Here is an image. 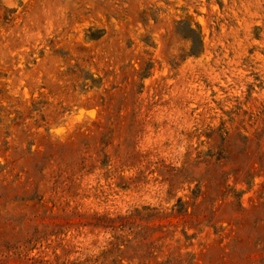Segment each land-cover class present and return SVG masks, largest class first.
I'll list each match as a JSON object with an SVG mask.
<instances>
[{
    "label": "rangeland",
    "instance_id": "obj_1",
    "mask_svg": "<svg viewBox=\"0 0 264 264\" xmlns=\"http://www.w3.org/2000/svg\"><path fill=\"white\" fill-rule=\"evenodd\" d=\"M142 226L264 264V0H0V264H139Z\"/></svg>",
    "mask_w": 264,
    "mask_h": 264
},
{
    "label": "trees",
    "instance_id": "obj_2",
    "mask_svg": "<svg viewBox=\"0 0 264 264\" xmlns=\"http://www.w3.org/2000/svg\"><path fill=\"white\" fill-rule=\"evenodd\" d=\"M139 213L140 212H137L138 215ZM103 219L105 220V223H99L102 225L94 224L93 226H101L105 230L114 231L117 233L119 230L123 231L126 228V225L129 224V220L131 218L112 219L105 217ZM162 229L163 228H160L164 236L158 238L157 240H153V236L157 231L156 230L153 231L149 226H142L141 230L138 232L132 231L133 232L132 234L134 235V239L132 241L128 240V244L131 246L132 251L138 256H140L139 264H175L173 257H171V259H168L167 261L159 262V254H157L156 252L157 249H161L162 247L159 248L157 244L161 240L166 239L170 234L169 232H165ZM120 246L121 245H119V247ZM138 253H141L143 255H139ZM143 258H145V260ZM122 260L123 259H121L120 262H122ZM74 264H81V263H74Z\"/></svg>",
    "mask_w": 264,
    "mask_h": 264
}]
</instances>
